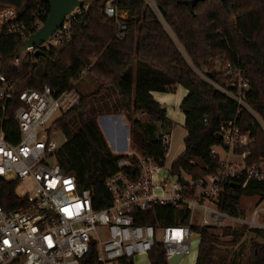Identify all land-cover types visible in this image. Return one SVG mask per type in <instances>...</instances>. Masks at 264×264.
<instances>
[{"label": "trees", "instance_id": "trees-1", "mask_svg": "<svg viewBox=\"0 0 264 264\" xmlns=\"http://www.w3.org/2000/svg\"><path fill=\"white\" fill-rule=\"evenodd\" d=\"M162 20L143 0H117V7L127 11V25L122 40L116 38V20L104 14L105 0H84L81 14L72 21V38L57 49L41 54H18L23 40L17 35L0 34V72L15 80L16 96L0 108L1 128L11 143L18 141V127L14 112L19 107L18 95L25 89L40 90L49 85L55 92L79 82L81 69L91 62L87 72L95 82L87 92H80L79 104L62 113L52 124L61 131L65 143L57 152L61 168L75 177L79 189H88L96 210L109 206L112 196L105 182L116 172L115 163L121 156L111 152L97 123L103 115H123L130 124L131 141L142 154L164 165L166 149L162 138L170 134L173 123L166 117V109L151 92H172L180 85L188 94L179 104L184 114L187 132L184 151L170 166V173L179 179H196L219 168L218 154L213 147L223 149L217 136L219 126L234 120L241 133L249 132L254 140L248 147H235L236 154L247 153L245 162L252 164L264 159V130L245 109L224 92L202 78L201 73L219 86H225L222 71L203 70L211 59L220 57L233 69L241 71L248 80L245 101L264 123V0H227L229 12L221 0L197 2L193 12L189 0H154ZM13 6L16 22L28 24L39 9L46 20L49 5L41 0H0V8ZM166 26L168 28H166ZM169 29V31H168ZM20 61L13 65L16 56ZM200 70V72H198ZM76 83V84H77ZM77 88V85H76ZM146 116L144 123L136 114ZM159 123V124H157ZM160 128L157 127V125ZM245 177L223 186L218 198L220 211L238 218L242 196L264 199V181ZM14 182H0V204L6 208L25 204L26 199L15 192ZM143 224L186 225L189 212L172 205H156L146 211ZM199 235L195 264H238L227 245L240 241L247 226L241 230L224 228L220 235L208 226H191ZM262 241L250 242V254L245 264H263L264 229H252ZM230 236L229 242L220 237ZM94 254V246L90 255ZM149 264H167L162 246L156 244L148 254ZM119 264H133L122 258Z\"/></svg>", "mask_w": 264, "mask_h": 264}, {"label": "built area", "instance_id": "built-area-1", "mask_svg": "<svg viewBox=\"0 0 264 264\" xmlns=\"http://www.w3.org/2000/svg\"><path fill=\"white\" fill-rule=\"evenodd\" d=\"M117 0H105L104 14L116 20V38L122 40L127 25L121 19L127 11L117 7ZM85 8L88 6L84 3ZM81 8H76L65 17L58 28L43 43L28 48L25 53L50 51L69 42L72 38L71 24ZM150 8L162 20L156 5ZM44 9L34 15L28 23L16 22L17 12L13 6L0 8V34L17 35L23 41L36 32L44 23ZM21 54V53H18ZM16 56L13 65L20 61ZM79 73V79L87 74L91 62ZM225 86H219L209 78H202L224 92L238 106L250 113L264 130L259 115L245 101L248 80L241 71L225 63L222 69ZM77 81L61 92L53 91L49 85L40 90L25 89L19 95L20 105L14 112L18 127V141L11 143L1 128L0 118V182H14L16 186L27 179L34 182L31 195H18L26 199L25 204L6 209L0 204V264H119L122 258L148 254L159 244L165 261L181 256L189 257L193 251L195 233L192 231L194 212L200 210L203 226L221 227L224 220L236 218L220 211L218 198L227 183L236 182L241 176L264 181V159L246 164L247 153L241 161L233 163L219 159V168L196 179L186 178L184 186L170 173V168L156 163L149 155L135 151L120 155L116 172L107 178L105 185L112 196L109 206L96 210L88 189H79L75 177L66 173L57 162V146L49 140L56 130L52 124L58 115L75 108L81 99L76 88ZM15 80L0 72V108L16 96ZM126 130V126L124 127ZM223 140V149L233 151L237 147H248L254 140L249 132L241 133L234 120L222 123L218 130ZM162 144L169 152L170 134L162 138ZM216 153V147L211 149ZM217 154V153H216ZM166 173H165V172ZM185 178V177H184ZM16 192V191H15ZM156 205H172L189 212L186 225L143 224L144 213ZM258 212L254 210L250 223L256 222ZM210 219L211 221L208 220ZM101 230L102 238L92 234ZM198 238V236L196 235ZM199 240V239H198ZM199 242V241H198ZM94 246V254L90 249ZM264 257V256H263ZM180 259V260H181ZM264 262V258H263Z\"/></svg>", "mask_w": 264, "mask_h": 264}, {"label": "rangeland", "instance_id": "rangeland-1", "mask_svg": "<svg viewBox=\"0 0 264 264\" xmlns=\"http://www.w3.org/2000/svg\"><path fill=\"white\" fill-rule=\"evenodd\" d=\"M143 2L149 7H150V5L155 4L154 0H143ZM127 15H128V13H127ZM127 15H123V16L127 17ZM23 53H25V52L24 51L21 52V54H23ZM95 59H96V55H94L91 58V60H95ZM223 67H224V60L220 57H217V58L211 59L209 61L208 66L201 65L200 68H202L203 70H212V71L221 72ZM198 72H200V70H198ZM78 81L79 82L77 83V89L81 93L87 91V87L92 89V85H93L92 82H94V80L89 75H87V74L84 75ZM90 89H88V90H90ZM60 115H58V117ZM101 116H103V115H101ZM101 116L97 117V123H98L103 135H104V131L106 132V134L107 133L110 134L114 131V134L117 135L118 138H122L123 134L125 133L124 130H126L124 128L126 125L127 136L129 139V143H128L129 144V150H134L135 152L140 153L139 149L131 141L130 124L125 117H124L125 125L123 126L122 123L118 120V118H102ZM135 116L138 117L139 119H141L144 123L150 122V120L142 114L137 113ZM157 124H159V123H157ZM157 127L160 128L159 125H157ZM103 128H104V131H103ZM183 130H184V128L178 127V128H175L173 134H170L171 144H170V148H169V152H168V157L165 159V162H164V166H165L164 168L165 169L170 168L173 161H175V160H173V157H175L181 151L182 142H183V140H182ZM104 137H105V135H104ZM105 139H106V137H105ZM49 140L51 142H54L57 146L63 145L66 141L65 136L63 135V133L61 131H53L49 135ZM216 150L219 153L220 158L223 159L224 153L221 150V148L216 147ZM234 154H236V153H234ZM233 159L238 160L237 155H235L233 157ZM183 176L188 178V176H186L185 174H183ZM176 178L177 177H174V178L170 177L169 181L172 182ZM15 191L19 195H26V194L31 195L34 192V182L31 179H27L25 181H22L16 186ZM239 208L243 214H241L235 220H224L223 225L221 227H214L212 224L208 225V227H209V230L211 232H213L219 236L220 233L222 232V229H224V228L228 227L231 229L241 230L242 226L246 225L247 228L243 232V235L241 236L240 241L238 243H236L235 245L225 246L227 249L232 250V253L234 252V255L236 257V261L238 262V264H245L248 257H249V254H250V242L254 241V242L260 243L262 241L255 233H253L251 231L252 229H256V228L262 229V226L254 225L250 222L252 221V218H253V212H254V210H256L258 212V215L255 217L256 222L259 224H264V201L262 203H260V199L256 196L252 197V198L247 197V196H242L240 198ZM204 216L206 217V215L201 213L200 210H196L194 212V216H193V220H192L193 225L203 226L201 224V222H202V217H204ZM208 220H210V219H208ZM210 223H212V221ZM196 235L198 236V238L196 237ZM196 235L194 238V243L192 245L193 251L195 250L194 248L197 247L199 244V242H198L199 235L198 234H196ZM92 237L93 238H97V237L102 238L103 233L101 232V230H98L97 233L92 234ZM219 240L221 242H229L231 240V237L230 236L220 237ZM194 254L195 253H192V255L188 257V259H184V258L181 259L178 264H192ZM132 263L133 264H149V261H148L147 256H145V255H136L132 258ZM263 264H264V262H263Z\"/></svg>", "mask_w": 264, "mask_h": 264}, {"label": "crops", "instance_id": "crops-1", "mask_svg": "<svg viewBox=\"0 0 264 264\" xmlns=\"http://www.w3.org/2000/svg\"><path fill=\"white\" fill-rule=\"evenodd\" d=\"M166 28H168V27L166 26ZM168 31H169V29H168ZM92 84H93L92 85V88H93L94 85H95V82H92ZM88 89H90V88L87 87V91H88ZM87 91H85V92H87ZM151 94H152L153 98L161 106L165 107V109H166V117L174 125L172 130H171V132H170V134H173L175 128H178V127L179 128H184L185 117H184V114L179 109V104L182 101V99L188 94V91L185 88H183L182 86L177 85V86H175V88H174V90L172 92H166V93L151 92ZM101 117L102 118H118V120L122 123V125L123 126L125 125V121H124V116L123 115H108V116H101ZM103 131H104V128H103ZM124 131H125V133L123 134L122 138H118V136L114 134V131L112 133H110V134H108V133L106 134V132L104 131V135L106 137L107 144H108L111 152L116 154V155H122V154H126L128 152H133L134 151V150H129V144H128L129 143V139H128V136H127V130H124ZM186 134H187V132H186V130L184 128L182 140H184ZM221 150L224 153L223 159L220 158V155H219V153L216 150V153L218 154V157H219L220 160H228V161L233 162V163H238V162L241 161V158H242L241 155L234 154L233 151H229V150H226V149H221ZM183 151H184V143L182 142L181 151L175 157L172 156L173 160L176 161L178 159V157L183 153ZM235 155H237L238 160L233 159V157ZM167 157H168V154H167L166 158ZM175 161H173V162H175ZM252 197H255V196H251V198ZM263 201H264V199L261 200L260 203H262ZM196 257H197V252L194 254L193 263L192 264H195ZM184 259H188V257H185Z\"/></svg>", "mask_w": 264, "mask_h": 264}, {"label": "water", "instance_id": "water-1", "mask_svg": "<svg viewBox=\"0 0 264 264\" xmlns=\"http://www.w3.org/2000/svg\"><path fill=\"white\" fill-rule=\"evenodd\" d=\"M49 5V14L44 21L43 25L34 33L25 39L21 46L17 49L18 53L26 51L30 47L43 43L49 36H51L58 28L61 27L65 20V17L69 15L74 9L80 8L84 5V0H41ZM204 0H189L188 7L191 12H193L194 6L197 2H202ZM225 5V8L230 12L232 6L227 2V0H221ZM41 51H36L34 56L41 54ZM217 136L219 134L217 133ZM181 183L184 186L188 185V180L184 177L180 178ZM230 185L233 188L239 189L241 185L239 183L232 182ZM181 256H175L168 261V264H178Z\"/></svg>", "mask_w": 264, "mask_h": 264}]
</instances>
